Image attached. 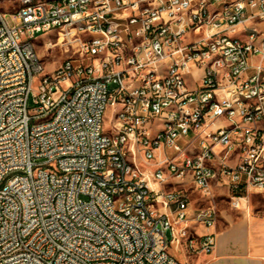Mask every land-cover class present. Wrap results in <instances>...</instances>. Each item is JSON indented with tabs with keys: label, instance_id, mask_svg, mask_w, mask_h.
I'll return each instance as SVG.
<instances>
[{
	"label": "built area",
	"instance_id": "built-area-1",
	"mask_svg": "<svg viewBox=\"0 0 264 264\" xmlns=\"http://www.w3.org/2000/svg\"><path fill=\"white\" fill-rule=\"evenodd\" d=\"M13 19L0 10V264L211 254L215 191L237 210L264 193V0H19ZM39 34L70 53L51 74Z\"/></svg>",
	"mask_w": 264,
	"mask_h": 264
},
{
	"label": "crops",
	"instance_id": "crops-1",
	"mask_svg": "<svg viewBox=\"0 0 264 264\" xmlns=\"http://www.w3.org/2000/svg\"><path fill=\"white\" fill-rule=\"evenodd\" d=\"M242 204L240 215L222 214L224 220L216 226L217 245L211 254L189 256L183 246H175L183 254L171 255L182 264H264V216L249 211V199ZM191 228L198 235L206 232L200 225L191 224Z\"/></svg>",
	"mask_w": 264,
	"mask_h": 264
},
{
	"label": "rangeland",
	"instance_id": "rangeland-1",
	"mask_svg": "<svg viewBox=\"0 0 264 264\" xmlns=\"http://www.w3.org/2000/svg\"><path fill=\"white\" fill-rule=\"evenodd\" d=\"M19 8V0H0V10L2 13L6 15V21L11 25H15V20L13 19L14 13ZM47 37H50V34H39L37 38L40 40L35 41L36 51L40 56L41 60L44 63L45 71L48 74L53 73L59 65L65 60V58L70 54L66 52L64 46H55L51 49H47L44 44L43 40H46ZM53 42L56 41V36H53ZM194 78L197 80L200 76V71L193 73ZM191 86L192 84L189 83ZM111 120V110L108 109L105 112L104 116V125L109 126ZM188 191L191 197V207H199L202 205H208L209 202H205L201 200L200 194L196 192L192 187L188 186ZM217 209L219 210V217L217 219V225L220 224L224 217L222 214L225 212H233L238 213L240 215L241 211L233 208L231 203L227 197V192L225 189H218L215 191V200L213 202ZM248 209L251 213H256L259 215L264 216V193L263 194H256L251 193L249 196V204L247 205ZM167 240H170V232L166 234ZM168 252L170 254H176L177 256L182 255L183 252L181 250H177L174 244L168 245Z\"/></svg>",
	"mask_w": 264,
	"mask_h": 264
},
{
	"label": "bare ground",
	"instance_id": "bare-ground-1",
	"mask_svg": "<svg viewBox=\"0 0 264 264\" xmlns=\"http://www.w3.org/2000/svg\"><path fill=\"white\" fill-rule=\"evenodd\" d=\"M237 102H246V95H237ZM53 120V113H46L43 116V124H50Z\"/></svg>",
	"mask_w": 264,
	"mask_h": 264
}]
</instances>
